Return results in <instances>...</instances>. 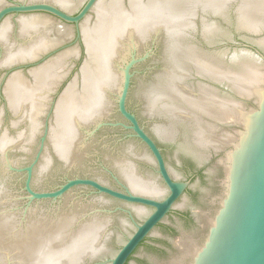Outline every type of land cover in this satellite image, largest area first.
<instances>
[{
  "label": "water",
  "instance_id": "1",
  "mask_svg": "<svg viewBox=\"0 0 264 264\" xmlns=\"http://www.w3.org/2000/svg\"><path fill=\"white\" fill-rule=\"evenodd\" d=\"M175 206L156 264H264V0H0V264H125Z\"/></svg>",
  "mask_w": 264,
  "mask_h": 264
},
{
  "label": "flooded vegetation",
  "instance_id": "2",
  "mask_svg": "<svg viewBox=\"0 0 264 264\" xmlns=\"http://www.w3.org/2000/svg\"><path fill=\"white\" fill-rule=\"evenodd\" d=\"M157 144L161 148V151H162V153L165 157L166 163H167V158H166V155L164 153L163 148L160 146V144L158 142H157ZM167 166H168V163H167ZM168 169H169V167H168ZM202 173H204V170H202L201 167H198L197 172L190 179L193 180V179H196L198 177H201V176H203ZM172 177H173V175H172ZM173 179L178 181L174 177H173ZM186 181H189V180H186ZM162 182H163V180H162ZM189 182L191 184V181H189ZM190 184L184 190L183 194L179 197L176 204L180 203L179 201L182 199L183 195H186L185 199H186L187 203L189 204V201H190L189 199H191V197L194 194V192L191 189ZM164 185H165V183H164ZM165 187H166V195H167L168 194V187L166 185H165ZM79 188H90V187H79ZM75 189H77V188H75ZM90 189H92V188H90ZM182 217L184 219L189 220V221L194 220L195 222L198 223V219L195 218L196 217L195 214L193 213V211L189 210L188 207H186V209L184 207H180V206L173 207L170 210V212L167 213V215L163 219V221L159 222L156 225V229L157 228H165L168 230V232L172 236H167L163 233L161 235H148L137 246V248L134 250V252L128 257V260L126 261L125 264H156V257L155 256H157V255L152 254L153 252H151V251H153L154 249L158 250L159 251L158 254L161 255V252H162V254L163 253H169V250L171 251L172 248L176 247V245H174L171 240H172V237H174L175 234L179 232L176 229V226H175L176 223L175 222H177L178 219L182 218ZM167 218H170V220L166 221ZM157 257H159V255Z\"/></svg>",
  "mask_w": 264,
  "mask_h": 264
}]
</instances>
